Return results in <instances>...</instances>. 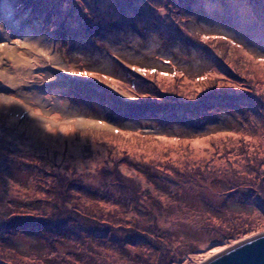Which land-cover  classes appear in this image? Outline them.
<instances>
[{"label": "rangeland", "instance_id": "1", "mask_svg": "<svg viewBox=\"0 0 264 264\" xmlns=\"http://www.w3.org/2000/svg\"><path fill=\"white\" fill-rule=\"evenodd\" d=\"M200 1L107 29L114 0H0V264H205L264 234V0ZM49 35L58 63L27 45ZM160 88L181 106L105 110Z\"/></svg>", "mask_w": 264, "mask_h": 264}, {"label": "trees", "instance_id": "2", "mask_svg": "<svg viewBox=\"0 0 264 264\" xmlns=\"http://www.w3.org/2000/svg\"><path fill=\"white\" fill-rule=\"evenodd\" d=\"M29 1H33V0H29ZM129 1L130 0H118V1L117 0L116 1L114 0V2L116 3V5H119V8L116 10V13H115V16H114V20H111V21L106 22V24L109 25V26L106 27L107 29H111V28L113 29V28H116V27L117 28L127 29V25L128 24H126L125 22H127V20H128L127 19L128 9L129 8L130 9H134V7L131 6V4H130ZM200 2L202 4H204V5H206L204 0H202ZM212 2H214V3L212 4L210 2L211 3V6L209 8L210 11H208V10L207 11L210 14H216V15L219 14V15L227 16L232 22H234L235 20H238V19H235V18H238L240 16L239 19H241V18L244 17V18L249 19L251 21L253 20L254 22L257 23L256 16H259L258 13L261 12V11H258L255 7H252L254 5L249 6L251 8H246L244 4H241V3L238 4V3L232 2L230 0H212ZM34 4L36 5V3H34ZM120 5L123 6L122 7L123 9L120 8ZM123 12H124V14H123ZM56 14L57 13H52L51 14V17L54 18V15H56ZM233 17H235V18L233 19ZM62 27L63 26H59L58 28L56 27V29L53 30V33H57V36H59V37H60V35L68 36L67 35L68 34L67 33L68 31H66L67 29L64 30ZM73 29H74V31H77L76 28L73 27ZM253 29H257V28H253ZM260 32H261V36L263 37L264 34H263V31L261 30V28H260ZM86 34H89V33H86ZM78 38H80V36H78ZM76 40H78V39H76ZM225 43L228 44L227 41ZM133 85L136 86V84L134 82H133ZM68 86H70V85H68ZM73 88H74V86H73ZM136 88H137V86H136ZM161 90H162L161 88L159 90H154L153 93H151L150 90L145 91L142 95H145L146 98L142 97V99L139 102H137V105H134V104L128 105V103H125L124 104L122 101H120V100L118 101L117 100L118 102L115 101L116 104L117 103L119 104L121 102L120 103L121 104L120 107L115 106V105H112V106H109L108 105V107L105 108V110H107L108 116H111L113 118L114 117H117V118H122V119H128V117L130 118L131 115H143L145 112H150V109L149 108H154L155 107L156 110L157 109H159V110H165V109H167V110L171 111L172 109L174 110L173 107H176L178 105L181 106V104H179V102L174 101L172 98H170V96L166 92H162ZM146 95H148V96H150L152 98L151 99L150 98L148 99V97ZM233 96L236 97V98H238V95H232V97ZM212 97L213 98L210 100V102H206L204 100L206 98L200 100L198 102V105L200 104L202 106H205V108L208 107L207 109L219 110V109H222V107L227 106L226 105L227 103L228 104L232 103L230 105H233V103L235 102L234 99H233V102L228 101V100H223V98H221L223 96H221V97L212 96ZM218 102H220V103H218ZM122 105H123V107H122ZM183 107H186V106H182V108ZM199 107L200 106H198V107H192V108L193 109H195V108L199 109ZM146 108L148 109V111H146ZM186 108H188V107H186ZM129 109H131V111ZM175 114L176 113H169V114L163 116V119L164 120L167 119L165 121L162 119V116L159 117V116H157V114H153L152 115L150 113L149 115L152 116L153 119L158 120V121H160L162 123L164 121L167 124L168 123V120L172 118L171 116L172 115H175ZM177 117L178 116H176V118ZM9 122L12 123V124H15L16 123L15 121H12L11 122V120ZM191 125H194L195 127H197L195 124H191ZM224 152L217 151V153L215 154V156L220 155L218 158H221V159L227 158V154L224 157L222 156Z\"/></svg>", "mask_w": 264, "mask_h": 264}, {"label": "water", "instance_id": "3", "mask_svg": "<svg viewBox=\"0 0 264 264\" xmlns=\"http://www.w3.org/2000/svg\"><path fill=\"white\" fill-rule=\"evenodd\" d=\"M205 264H264V234L228 248Z\"/></svg>", "mask_w": 264, "mask_h": 264}, {"label": "bare ground", "instance_id": "4", "mask_svg": "<svg viewBox=\"0 0 264 264\" xmlns=\"http://www.w3.org/2000/svg\"><path fill=\"white\" fill-rule=\"evenodd\" d=\"M51 38L52 37L50 35L49 37L41 36L37 38H29L27 40V45L31 46L35 50L34 52H36L37 54L40 53L45 56H50L54 63H58V56L54 54L49 45ZM5 79L10 83L13 82V80H11L9 76H5Z\"/></svg>", "mask_w": 264, "mask_h": 264}]
</instances>
